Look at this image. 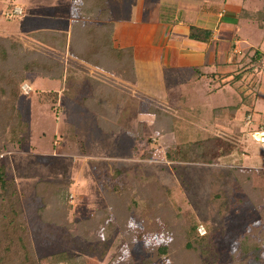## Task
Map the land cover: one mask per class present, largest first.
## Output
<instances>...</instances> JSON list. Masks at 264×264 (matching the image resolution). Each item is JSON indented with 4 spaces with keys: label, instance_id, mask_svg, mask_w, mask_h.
Instances as JSON below:
<instances>
[{
    "label": "rangeland",
    "instance_id": "obj_1",
    "mask_svg": "<svg viewBox=\"0 0 264 264\" xmlns=\"http://www.w3.org/2000/svg\"><path fill=\"white\" fill-rule=\"evenodd\" d=\"M13 1L17 0H0V35L22 43L27 49L36 48L32 33L37 27L46 24L43 20L49 13L44 9L46 4H42V7L39 5L34 9L26 6V1L21 4H16ZM159 1L161 5L171 3V6L157 8L159 18L174 14L176 16V2L187 1L194 5V9L185 12L184 20L193 22V18L199 12V5L206 4L204 7L208 8V11L221 12L220 9L225 8L228 10L227 12H232L231 14L236 13L239 19L238 27L230 26L231 34L219 32L220 39L224 43L215 57L209 56L206 65L202 64V66L191 70L182 68L180 64L176 71L173 67L163 69L161 70L162 81L158 80L159 72L156 69L155 73L149 75L151 81H148V85L151 84V88L143 89L151 96L135 94L134 89L131 90V86L126 85L127 87L123 88V91L128 98L123 100L124 106H121V109L125 110L119 115L118 120L112 119L114 112L111 113L113 117L110 116L111 122L117 126V129L112 128L107 132L101 127H98V130L91 129L96 133L94 139H92L94 136L91 137V140L88 138V124L90 126L94 124L95 127L94 118L97 117V109L95 108L96 103L92 101L95 97L90 98V104H81V107L91 114L83 117V120L76 119L73 116L72 108L68 111L64 110V106L68 105L66 100L58 99L56 90L62 87V81L52 75H43L39 71L26 72L24 80L20 84V89L24 91V94L20 95L18 103L23 113V120L28 123V133L25 135L18 132L14 139H10L8 128L12 120L9 121L8 118L4 119L3 116H0V160L5 162L6 176L15 181L18 188L32 248L34 246L39 255H44L47 252L43 250L50 251V246L52 249L59 246L65 247L66 252L74 253L78 257L76 264H107L115 252L110 248L111 251L105 252L104 259H101L100 254L104 240L97 244L96 241L93 243L94 248L95 246L98 248L96 252L89 251L91 248L88 246L90 241L96 239H90V237L96 236V234L101 236L100 239H103L105 227L100 226L99 221H92L91 218H89L90 223L88 224H92V226L80 224L81 220L74 222L71 226L65 225L66 227L62 229L53 224L42 222L38 214L41 201L34 193V184L38 181L56 182L55 189L62 196L60 204L63 202L69 204V212L71 211L72 215L77 214L81 218L83 216L74 211L77 205L85 204L87 207L98 206L99 208L105 202L104 198L101 199L99 191L101 185L96 180L95 170L98 175L102 174L100 169L112 172L113 166L117 163L133 162L140 158L139 152L143 148H149L151 158L145 159L141 163H144L147 168L153 169L160 177L162 184L171 187L170 195L175 198L182 215L173 219L192 217L198 225H203L205 233L207 230L210 231L211 242L215 245V250L220 255V261L224 264H238L239 260L243 261L248 258L249 264H262L263 260L255 262L253 259L256 256L255 260H258L260 253L250 250L251 253L248 254L247 250L243 248L244 246H240L241 249L236 251L238 244L230 239L229 234L232 230V232L242 234L249 222L256 218H260L263 221L262 226H264V195L261 196V193H258L259 196L255 197L252 192L253 189L261 191L264 186V172L257 170L264 169L262 167L264 151L260 144L251 141L248 136L249 129L255 127L258 124L257 119L264 115V27L260 29L256 20L238 16L241 7L252 11L262 9L263 0H243L242 5V0H235L237 4L231 3V0H215L214 2L203 0ZM109 5L112 10V18H117L114 10L120 12L121 20L126 17L127 20L132 21L138 16L148 17L146 19L149 20V16L152 15L146 0H109ZM46 7L52 10V8L63 7V5L53 3ZM14 9H20L21 15L16 16L19 13L14 12ZM123 9H127V14ZM153 11L156 12L154 9ZM65 13L66 10L57 12L61 16ZM156 13L152 20H156L158 17ZM53 23L64 25V22L61 21ZM133 34L134 31L127 32L128 37H133ZM232 34L234 39L238 37L236 41L238 49L234 51L232 47L226 48L230 41L234 40L231 38ZM143 37H145L143 39L145 42L149 34H144ZM255 49L262 53L260 60L252 64L250 72L238 74L240 77L237 78L236 75L241 69L250 67L252 63L250 56ZM46 56L51 57L56 63L67 65L69 62L67 55H55V53L47 51ZM77 65L79 71L74 69L71 71V75L74 77L84 75L100 81L114 90L110 98L111 101L116 104L120 102L117 90V83L120 79L116 73L109 74L95 67L87 69L82 67L80 71V66ZM70 66H75V64L72 63ZM198 72H201L202 76L199 77ZM132 75L133 67H130L124 73V79L130 80ZM235 78L238 80L236 82L239 85L238 89L229 83L232 80L236 81ZM101 90V87L97 88V97L102 95ZM91 91L93 92V89ZM92 92L91 94H93ZM157 95H160L159 99ZM216 109L219 111H215ZM157 114H159V118L170 115L171 118L168 121L172 127V134L167 135L169 132L160 135L152 134L153 126H151L149 138L137 140L135 132L136 127H139L140 124L139 118L142 120L145 117L143 121L147 125L152 122L149 119H154ZM248 115L251 116V123L244 125L243 121H246ZM106 120L103 121L105 125L108 122ZM69 121L74 122L69 124ZM145 129L144 126V131ZM70 133L71 136H69ZM245 133L247 134L245 135ZM145 134L147 135V133ZM219 134H225L226 139L233 143L231 146H227L230 160H224L226 164H219V161L203 164L180 163L168 161L164 157V147L170 143L196 140L210 143L211 138L218 139L215 143H221ZM69 144H72L73 147L76 146L72 149L69 148ZM151 144L153 147L155 146L154 150ZM220 147L223 150L226 148L225 146ZM94 159L97 162L92 163L91 161ZM111 161L112 163L107 165ZM231 167L257 171L247 173L249 176L246 180H238L236 172H232ZM113 183L119 187H125L122 176L115 179ZM253 197H258V202ZM86 210L88 211V209ZM175 225L177 227L174 231L178 233V224ZM169 228L171 229V227L159 224L158 231L147 232L144 242L141 244L134 242L129 248L130 252L134 254L135 251L146 250L148 253L146 255L149 258H155L154 264H165L167 256H157L156 247L161 243L171 242L173 235L169 232ZM107 234L114 242H118V232L112 230L111 234ZM130 239L134 240L132 237ZM175 240L176 243L180 242L177 237ZM149 243L152 244L148 247H138L139 244L141 246ZM174 248L172 253L176 251L175 257H177L180 245H174ZM172 253L171 259L173 260ZM61 257L64 259L65 254ZM122 257H124L123 254L119 256V258Z\"/></svg>",
    "mask_w": 264,
    "mask_h": 264
},
{
    "label": "trees",
    "instance_id": "obj_2",
    "mask_svg": "<svg viewBox=\"0 0 264 264\" xmlns=\"http://www.w3.org/2000/svg\"><path fill=\"white\" fill-rule=\"evenodd\" d=\"M98 3L97 0H83L77 6V10L80 11L79 21L84 19L85 22L81 25L75 23L68 38L67 33L64 31L36 29L32 33L36 48L27 49L22 43H17L9 37L0 35V116H3L4 119L8 118L9 121L12 120L8 128L10 139H14L18 132H22L21 134L25 135L28 133V123L23 120V113L18 101L20 95L24 94V91L20 89V84L24 80L25 73L30 70L39 71L43 75H52L60 79L65 86L64 94L71 98L75 96L76 90L86 89L85 87L91 84L93 88L92 97H95L92 101L96 103L95 108L97 109V117L94 118L96 130H98V127H101L106 132L112 128L117 129V126H114L111 120H118L119 115L125 110L121 109V106H124L123 100L128 98L124 91L118 90L120 102L116 104L110 99L114 91L112 88L84 75L79 77L71 75V71L77 69L76 65L78 64L80 71L82 67L86 69L90 67L102 68L103 72L116 73V76L120 79L119 81H121L124 79L126 70L133 67L131 57L125 58L124 50L113 45L109 34L104 35L106 37L103 38L104 33L102 34V31L91 27L92 18L89 16V12ZM238 16L239 18L256 20L260 28L264 27V0L262 9L252 11L241 7ZM107 27H111L110 30H113V26L108 25ZM188 37L203 42H210L212 30L189 25ZM45 51L53 52L55 55H67L69 64L56 63L51 57L46 56ZM260 56H262V53L255 49L250 56V61L252 62L250 67L241 69L236 77L238 76L237 78H239L243 72L245 74L250 72L252 64L260 60ZM72 63L75 66H70ZM237 78L234 79L236 81L227 80L235 89L239 87L238 83H236L238 81ZM75 87H77L76 90ZM100 87L102 88V95L97 97V88ZM82 99L84 100L83 102L78 100L80 105L83 103L90 104V100L87 97H82ZM81 108L84 114L85 109L84 107ZM215 111H219V109ZM112 112H114V118L110 119V116L113 117L111 115ZM170 118V115L169 117L164 115L159 118V114H157L155 121L147 125L143 119L140 120L139 118L140 124L139 127H136L135 132L136 139L149 138L151 126H153L152 134L160 135L171 132L172 130L170 129L172 127L168 121ZM104 120L108 121L106 125L103 122ZM70 122L73 123L74 121H69L68 123L70 124ZM143 125L146 128L145 131ZM69 136H71V133ZM218 136L222 141L221 143H215V141H218L216 138H211L210 143L201 140L170 143L164 147V157L168 161L180 163L203 164L219 161V164H226L224 160H230L227 146H231L233 143L226 139L225 134H219ZM75 146L73 147L72 144H69V148L74 149ZM220 146H225L227 149L223 150ZM150 152L149 148H143L139 152L141 159L139 158L133 162H119L113 166L114 170L112 172L100 169L103 175H98L95 170L94 174L97 178L95 179L101 185L99 189L101 199L104 198L105 202L102 201L104 203L99 208L98 206H88L90 209L85 204L77 205L74 211L75 213L78 212V215L83 216L81 218L77 214L72 215L71 211L69 212V204L66 202L60 204L62 196L55 189L56 182H36L34 184V193L41 201V205L38 208L40 219L42 222L53 224L59 229L66 227L65 225L71 226L74 222L81 220L80 224L87 225L90 223L89 218L92 221H99L100 226L105 227L103 239H100L99 237L101 236L96 234V236L90 237V239H96H93V241L89 239L90 243L88 246L91 248L89 251L96 252L98 248L96 246L94 248L93 243L96 241L97 244L104 240L100 254L101 259H104L105 252L111 251L110 248L114 250L116 255L107 264H154L153 260L155 258H149L146 250L135 251L133 254L129 248L134 242L140 244L144 242L147 232L155 233L158 231L159 224L171 227L169 232L173 235L170 243H161L156 247L157 256H167L165 264H224V262L220 261V255H218L215 245L211 242L210 231L207 230L205 234H199L197 230L198 223L192 217L173 219L182 215L180 214L179 205L174 200L175 198L170 195L172 192L171 187L162 184L158 174L153 169L147 168L144 163H141L143 160L151 158ZM91 162L95 163L97 161L94 159ZM109 163H112V161L108 162L107 165ZM5 167V162L0 160V264H76L78 257L74 253L66 252L65 247L59 246L52 249L50 246V251H47V249L43 250L47 252L44 255H39L34 246L32 248L18 188L16 183H14L15 181L6 176ZM251 170L231 167V171L236 172L238 180H246L249 172L253 173L257 170L264 172L262 168L255 171H253L254 169ZM119 176H122L125 187H119L116 183H113ZM262 188L261 191L259 189L252 190L255 197L259 196L258 193H261V196L264 195V186ZM257 198L254 199L257 201ZM262 223L263 221L260 218H256L249 222L242 234L232 232L233 230L229 234L230 239L238 244L236 251H239L244 246L243 248L247 250L248 254L251 253L250 250L260 253V257L257 256L259 257L258 260H255L256 256H254L255 262L264 261V226H262ZM175 224H178V233L174 231L177 227ZM88 225L92 226V224ZM112 230L119 233L117 243L107 234H111ZM116 235L118 236V234ZM131 237L135 241L129 240ZM176 237L180 242L176 243ZM140 244L138 247H148L152 243L142 244L141 246ZM177 244L180 245V249L178 256L175 257L176 251L174 253L172 251L175 249L174 245L176 246ZM171 253L173 254V260L171 259ZM63 254H65L64 259L61 257ZM122 254L124 257L119 258ZM248 259L239 260L238 264H249Z\"/></svg>",
    "mask_w": 264,
    "mask_h": 264
},
{
    "label": "crops",
    "instance_id": "obj_3",
    "mask_svg": "<svg viewBox=\"0 0 264 264\" xmlns=\"http://www.w3.org/2000/svg\"><path fill=\"white\" fill-rule=\"evenodd\" d=\"M23 1L27 2L26 6L28 5L29 7H32L34 9L39 5H41L42 7V4H46L44 5V9L49 12L47 13L48 16L47 18H43V16H40V18L42 17L43 20H45L44 22H46V24L37 27L38 29L64 31L67 33L68 38L72 26L75 23H79L81 25L85 22L84 19L82 21H79L80 11L77 10L78 8L76 7L83 0H17L13 2L16 4H21V2ZM97 1L99 2L98 5L91 12H89V16H91L92 18L91 27H93L95 30L102 31V34L104 33L103 38L106 37L104 35L109 34L113 45L117 48H122L126 56L125 58L128 59L129 57H131V61L133 63V75L131 76L130 80L125 78L119 81L117 83V90H123V88L127 87L126 85H130V89H134L135 94L139 93L148 97L151 96V94L143 89L151 88V84L148 85V81H151V78H149V75L151 73H155L156 69H158V80L162 81L163 76H161V70L163 69L165 70L167 68L173 67L175 69L174 71H176L177 67H180V64L182 68L191 70L192 68L194 69L195 67L202 66V64L206 65V60L208 61L209 56L212 55L215 57V55H217L219 49L221 48L222 43H224L222 39H220L219 34H231L232 31L231 29H229V27L232 25L238 27L237 24L239 22L236 13L231 14L232 12H227L228 10L225 8L220 9L221 12H215V10L208 11V8L204 7L206 4L199 5V12L195 15V18H193V22L184 20L185 12H189L190 10L194 9V5L191 2L187 1L176 2V16L174 14L173 16L159 18L160 16L157 12V8H159L160 6H171L170 2L161 5V2L159 0H146V3L148 5L147 7L152 14L149 16V20L146 19L148 17L144 16L143 11L142 12L144 18L138 16L134 18V20L130 21L125 17V19L121 20L122 16L118 10L113 11L115 12L114 14L117 15V18H112V10L109 5V0ZM203 1L214 2L215 0ZM243 2L244 1L242 0L241 5L243 4ZM53 3L61 4L63 5V7H55L56 9L52 8V10H49L46 6L52 5ZM231 3L237 4V1L231 0ZM153 9L156 10L157 13L153 11ZM61 10H66V13L62 16L57 14V12L59 13V11ZM123 11L127 14V9H123ZM155 13L158 17H156V20H152L155 17ZM55 21L64 22V25L53 23ZM47 24H49L50 26ZM55 25L60 26L54 27ZM106 25L113 26V30H110L111 27L108 28ZM189 25L211 29L212 37L210 42H203L200 40L189 38ZM129 31H134L133 37H128L127 32ZM144 34H149V37H147L148 39L146 38L147 40L145 42L143 41V39L145 38L143 37ZM231 38L234 39L233 34ZM237 40L238 37L237 39L235 38L234 40H231L229 46H226V48L232 47L233 51L235 49H238V45L236 44ZM231 58H233V55H231ZM97 69L102 70V68ZM198 73L199 77L200 75L202 76L201 72ZM61 85L62 87L56 91L58 92V99H65L66 103L69 104L66 107L64 106V110L68 111L70 110V108H72L74 110V118H81V120L84 119L83 117H87L88 115H90L91 113L85 108L84 111L87 112H84L83 114V110L80 107L81 105L78 100L80 102H83L84 100L82 99V97H87L90 100V98L92 97V85L88 84L85 87L86 89L82 88V90H76L77 87H75L76 94L73 98L64 94L63 90L65 89V86L63 82H61ZM157 96L159 99L160 95ZM165 96L167 97V94H165ZM73 112L71 111V114ZM156 116L157 115H155L154 119H149L150 121H152L151 123L155 121ZM89 118L91 117L89 116ZM256 122L258 124L264 122V115H261ZM243 124L247 125L245 121H243ZM93 125L94 124H91L90 126L88 124L89 140H91L92 136H94L92 139L96 137V133L94 131L95 127ZM91 129H94V133ZM170 130H172V128ZM172 132L173 131L169 132L167 135H171ZM151 147L153 150L155 149V146L153 147L152 144Z\"/></svg>",
    "mask_w": 264,
    "mask_h": 264
},
{
    "label": "built area",
    "instance_id": "obj_4",
    "mask_svg": "<svg viewBox=\"0 0 264 264\" xmlns=\"http://www.w3.org/2000/svg\"><path fill=\"white\" fill-rule=\"evenodd\" d=\"M14 12L19 13L20 14V9H14ZM251 116L248 115L247 119L245 121V123L247 125H250L251 123ZM248 135L251 141L260 144L262 146V149L264 151V122L257 124L255 127L249 129L248 131ZM263 158H264V154H263ZM264 168V163L263 166ZM197 230L200 234H204L205 233V228L203 227V225H198Z\"/></svg>",
    "mask_w": 264,
    "mask_h": 264
}]
</instances>
